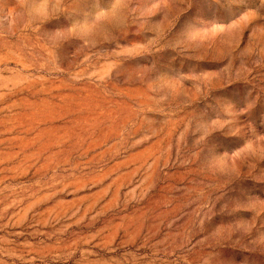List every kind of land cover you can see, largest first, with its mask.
Here are the masks:
<instances>
[{
  "label": "rangeland",
  "instance_id": "1",
  "mask_svg": "<svg viewBox=\"0 0 264 264\" xmlns=\"http://www.w3.org/2000/svg\"><path fill=\"white\" fill-rule=\"evenodd\" d=\"M0 264H264V0H0Z\"/></svg>",
  "mask_w": 264,
  "mask_h": 264
}]
</instances>
